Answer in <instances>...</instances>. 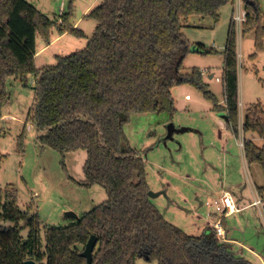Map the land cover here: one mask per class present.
Segmentation results:
<instances>
[{"label":"trees","instance_id":"16d2710c","mask_svg":"<svg viewBox=\"0 0 264 264\" xmlns=\"http://www.w3.org/2000/svg\"><path fill=\"white\" fill-rule=\"evenodd\" d=\"M236 0H101L86 17L96 22L87 45L58 56L55 65L37 69V38L47 44L52 31L86 37L70 22V13L50 19L26 0H0V139L3 109L11 100L8 81L24 88L35 80V104L27 123L37 141L63 156L84 151L85 186L104 188L108 199L66 227L45 226L42 245L39 217L17 206L11 187L0 186V264H87L81 256L91 236L98 239L92 264H252L217 240L211 228L191 236L167 222L151 198L145 161L133 149L124 127L133 114L161 113L171 90L194 86L226 111L227 126L239 134L237 34L230 24L224 51L225 106L217 105L202 73L185 74L189 54L216 53L193 46L183 30L190 18L220 22L221 9ZM247 15L243 35L253 32L256 53L264 50V16L259 0H241ZM195 47V48H194ZM250 113V112H249ZM247 114L244 135L264 141V120ZM23 146V141H20ZM247 163L264 170V145L244 138ZM4 156L0 153V165ZM28 230L27 237L22 233Z\"/></svg>","mask_w":264,"mask_h":264},{"label":"rangeland","instance_id":"374dc122","mask_svg":"<svg viewBox=\"0 0 264 264\" xmlns=\"http://www.w3.org/2000/svg\"><path fill=\"white\" fill-rule=\"evenodd\" d=\"M26 1L52 20L60 18L64 11L70 13L71 23L80 20L79 28L86 36L80 38L68 34L67 38L37 58L38 69L55 65L56 55H69L83 49L95 31L96 22L84 15L93 0ZM259 5L264 16V0H259ZM232 10L234 6L231 4L222 7L220 22L215 27L211 19L190 18L187 24L200 28L184 29L193 46L202 44L216 51L210 55L189 54L184 62V73H202L217 105L222 107L225 106L224 51L234 13ZM43 44L44 41L40 42L39 47ZM237 52L238 137L227 126L226 111L215 110L213 100L205 98L202 92L189 84L171 90L172 108L165 101L166 107L161 113L133 114L124 127L130 146L144 157L150 191L160 194L152 197V202L167 222L191 236L197 237L208 231L207 208L200 202L205 203L224 189L241 198L246 205L253 202L251 188L257 186L264 189V170L259 164L245 163L243 149L239 145L244 138L253 141L259 148L264 145L256 134L244 135L242 130L249 112L258 114L264 120V50L258 53L256 60L251 59L256 53L255 35L251 32L237 34ZM210 75L214 77L209 79ZM34 82L31 78V85L24 88L19 81H8L11 100L3 109V115H7V118L1 122L5 136L0 139V153L4 156L0 165V186L3 189L9 186L15 191L17 206L21 211L25 212L32 206L39 217L44 247L45 226L66 227L76 221L67 218L66 213L70 212L78 219L104 203L108 195L101 186H85L83 168L86 152L63 156L37 141L36 128L27 123L35 104ZM169 124L191 131L178 132L172 139H166ZM20 141H23V146ZM254 208L244 214L250 215L254 225L246 224L243 214L226 218L223 225L227 229V238L238 245L227 244L231 250H241L243 257L253 264H264V234L260 236L259 245L254 243L252 236H256L255 226L262 225L264 229V224ZM27 234L28 230H24L22 236L26 238ZM240 244L247 249L242 250ZM249 248L255 253L248 251ZM137 264L158 263L140 259Z\"/></svg>","mask_w":264,"mask_h":264},{"label":"built area","instance_id":"2783aa9c","mask_svg":"<svg viewBox=\"0 0 264 264\" xmlns=\"http://www.w3.org/2000/svg\"><path fill=\"white\" fill-rule=\"evenodd\" d=\"M232 12L234 13L232 15L231 25H233L237 34H242L243 26L247 21V15L239 0L235 1L234 10ZM239 145L244 150V140L242 141L241 139ZM204 206L207 208L206 217L208 219V228L212 229L219 242L229 244L230 240L227 238V232L223 225L224 220L241 211L236 206L233 195L229 192H222L206 200ZM250 206L260 210L264 224L263 198L257 195Z\"/></svg>","mask_w":264,"mask_h":264},{"label":"crops","instance_id":"0c3cea01","mask_svg":"<svg viewBox=\"0 0 264 264\" xmlns=\"http://www.w3.org/2000/svg\"><path fill=\"white\" fill-rule=\"evenodd\" d=\"M98 2H101V0H93V2H92V4L89 6V7H87L86 9H85V11H84V15H87L95 6H97V4H98ZM100 4V3H99ZM233 11V10H232ZM42 12V11H41ZM43 13V12H42ZM45 14V13H44ZM221 14V13H220ZM46 15V14H45ZM71 22V21H70ZM231 22V21H230ZM72 25H73V27L74 28H76V29H78V30H80V20L79 21H77V22H75V23H71ZM192 28V27H191ZM191 28H186V29H191ZM193 29V28H192ZM183 32H184V30H183ZM185 34V33H184ZM68 37V34H64V35H60L56 30H54V31H52V39H51V42H50V44H47L44 40H42L41 38H37V45H36V50H37V54H36V56H35V63H36V60H37V58L38 57H40V56H42L44 53H46L47 51H48V49H50L52 46H54V45H57L58 43H60L61 41H63L65 38H67ZM45 42V44H43V46H41V47H39V44H40V42ZM58 56H60V55H56L55 56V58H56V60H57V57ZM37 65V64H36ZM36 68H37V66H36ZM38 69V68H37ZM209 79H211V75L209 76ZM5 118H7V115L5 116L4 115V117H3V119H5ZM9 118V117H8ZM243 160H244V162L245 163H247V161H246V158H245V154H244V150H243ZM150 188V187H149ZM263 187H257V186H255V187H253V188H251V194H252V198H253V201H254V199H255V197L257 196V195H260L262 198H263V200H264V189H262ZM221 191V190H220ZM212 192H213V190H212ZM222 192H229V193H231L232 195H233V197H234V200H235V204H236V206L241 210L240 212H238V213H236V214H243V219L245 220V222H246V224H248V225H252L253 224V220H252V218H250V215H244L245 214V212H247L249 209H252L253 207H251L250 205L253 203V202H251V203H249V204H246L245 205V202L241 199V198H239V197H237L236 195H234L231 191H229V190H224V189H222ZM222 192H219L218 194H220V193H222ZM213 196H216V195H213ZM198 202H200V201H198ZM204 205V203H202V202H200V205ZM254 209H256V213H258V215L261 217V212H260V210L258 209V208H254ZM236 214H234L233 216H236ZM232 217V216H231ZM208 225V224H207ZM254 225V224H253ZM254 227V226H253ZM264 229H263V226L261 225V227L260 226H258L257 225V227L255 226V234H256V236H254V235H252L253 236V241H254V243L255 244H257V245H259V243L261 242L260 240H261V238H260V236L261 235H263L264 234ZM226 232H227V229H226ZM230 242H231V244L229 243V245H232V244H235L236 242L234 241V240H231L230 239ZM235 246H238L237 244H235ZM240 248L242 249V250H245V249H247V247L246 246H244V245H241L240 244ZM232 250H233V252H235V253H237V254H239V255H241L242 257H243V255H242V251L241 250H238V249H233L232 248ZM248 251H250V252H254V250H252V249H248ZM255 253V252H254ZM244 258V257H243ZM244 259H246V258H244ZM247 260V259H246ZM247 261H249V262H251L250 260H247ZM252 263V262H251ZM253 264V263H252Z\"/></svg>","mask_w":264,"mask_h":264},{"label":"water","instance_id":"95a60500","mask_svg":"<svg viewBox=\"0 0 264 264\" xmlns=\"http://www.w3.org/2000/svg\"><path fill=\"white\" fill-rule=\"evenodd\" d=\"M214 75H211V78H213ZM167 136L166 139H172L175 133L181 132V133H187L189 131H191V129L189 128H180L177 129L174 124H169L167 126ZM160 194H156L153 193L152 191H149L148 196L150 198L154 197V196H158ZM66 217L67 218H73V219H77V216L72 214V213H66ZM98 239L95 236H91V238L89 239L88 243L86 244L85 250L83 251V253L81 254V256L86 260L87 264H92L93 261V253H94V249L97 245ZM25 264H38L37 262L33 261V260H29L26 261Z\"/></svg>","mask_w":264,"mask_h":264}]
</instances>
